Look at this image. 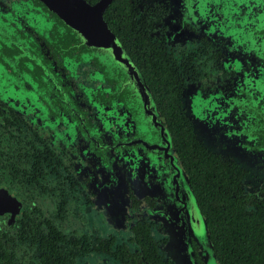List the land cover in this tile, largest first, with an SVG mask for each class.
Masks as SVG:
<instances>
[{
  "label": "flooded vegetation",
  "instance_id": "obj_1",
  "mask_svg": "<svg viewBox=\"0 0 264 264\" xmlns=\"http://www.w3.org/2000/svg\"><path fill=\"white\" fill-rule=\"evenodd\" d=\"M84 2L96 9L0 0V259L40 264L32 240L48 233L65 264L100 253L134 264L139 252L149 264L139 235L164 263L218 264L197 193L212 165L264 231V0ZM170 122L191 136L176 140ZM42 197L48 228L34 218ZM78 203L127 241L66 234L58 222Z\"/></svg>",
  "mask_w": 264,
  "mask_h": 264
},
{
  "label": "trees",
  "instance_id": "obj_2",
  "mask_svg": "<svg viewBox=\"0 0 264 264\" xmlns=\"http://www.w3.org/2000/svg\"><path fill=\"white\" fill-rule=\"evenodd\" d=\"M171 103L173 104V102ZM170 111H173V109L170 108ZM168 126L171 135L176 140H180L179 135L182 136L186 132L187 137L191 136L190 131H186V127L179 129L175 122H170ZM187 141L191 140L188 139ZM190 147L191 146H189V148L183 147L182 153H185L184 157L187 158V160L192 161L193 165L202 168L203 164H200L195 160L194 153ZM208 173L210 175L209 177L212 179L211 184L203 188L197 187V193L202 206L206 210L205 213L210 223V234L218 264H264V231L257 232L254 229L252 221L254 222L255 216H249V213L244 209L246 203L235 198V191H223V188L218 181L221 180L220 170H216L212 165L208 168ZM41 175L42 173L33 171L31 179L37 180ZM223 202H226V207L224 209L220 207ZM209 204H211V210H208ZM37 208V212L42 213L43 210L39 205H37ZM45 222H47L46 226L48 228V219H45L44 223ZM33 223L36 224V220ZM35 224H32L31 226H35ZM62 235V233H57L56 238H62ZM84 239H86V237H84ZM137 239L149 264H167L158 259H154L152 255L147 256V253L150 251V244L147 243L143 237L141 240V236L139 235L137 236ZM32 241V244H35L34 242L37 243V256L40 264H50V259L54 260L53 264L66 263V258L60 251L61 248H58L55 245L52 249L49 248L48 233L47 235L39 234L37 240ZM71 241L74 243L75 252L78 253L81 251V253H87L86 250L88 249V245H86L85 242L81 244V240H77L78 242ZM67 242L72 243L70 240ZM79 246L84 249H81ZM102 251H105L104 243L99 249V252ZM141 255V252L133 255L134 264H146L141 259ZM10 263V260L3 261L0 259V264ZM126 264H129V262Z\"/></svg>",
  "mask_w": 264,
  "mask_h": 264
},
{
  "label": "rangeland",
  "instance_id": "obj_3",
  "mask_svg": "<svg viewBox=\"0 0 264 264\" xmlns=\"http://www.w3.org/2000/svg\"><path fill=\"white\" fill-rule=\"evenodd\" d=\"M45 200H46V197H42V203L37 204L43 210L42 214L41 213H37L38 215L34 214V217L37 218L36 216H39L38 219L40 220V222H42L43 218L44 220L48 218L57 220L55 219V217L52 216V214H48V203H46ZM27 206L29 207V209L31 208L30 204H27ZM85 206H87V204H83V203H78L75 205L68 204L66 206V209L64 210L65 212L63 213V216H66V217H64L61 223L57 221L59 224V227L63 228L66 234L69 235V233L71 232V229H77L79 232H82L92 237L98 238L101 241L108 239L109 235H114L117 238L118 243L127 241L129 234L126 231H123L121 233L116 232L111 227H109V225H107L105 221L103 220L99 221L100 226H98L96 224V221L99 219H96L95 221H92V222H88L87 218L89 217L92 218L93 216H90L91 214L86 212ZM71 213L76 215L77 218L79 219L77 224L67 219V216H70ZM80 219H82V221ZM130 248H132L133 250L134 245H130ZM169 252L171 253V250ZM85 262H87L88 264H118L111 257L103 255L102 253L98 255L88 256L84 258L83 260H81L79 263L84 264ZM35 263L38 264V261L36 260ZM180 264H186V261Z\"/></svg>",
  "mask_w": 264,
  "mask_h": 264
},
{
  "label": "water",
  "instance_id": "obj_4",
  "mask_svg": "<svg viewBox=\"0 0 264 264\" xmlns=\"http://www.w3.org/2000/svg\"><path fill=\"white\" fill-rule=\"evenodd\" d=\"M48 3L51 4L54 8V10L59 14V15H66L68 13H71L73 11H78V12H82L84 11L85 13L88 12H93L95 9L89 7L88 5H86V3L84 2V0H48ZM100 26L103 29V33H105V31H107V27L106 24L103 20L102 17H100ZM106 27V29H105ZM104 42V41H102ZM118 45V49L119 51L121 50L119 44ZM21 208V205L18 203L17 207L15 208L14 212L12 209H10L9 211L12 212L13 216L11 218V221H16L19 218V210Z\"/></svg>",
  "mask_w": 264,
  "mask_h": 264
},
{
  "label": "snow or ice",
  "instance_id": "obj_5",
  "mask_svg": "<svg viewBox=\"0 0 264 264\" xmlns=\"http://www.w3.org/2000/svg\"><path fill=\"white\" fill-rule=\"evenodd\" d=\"M9 203L10 202L6 200L5 196L3 194H0V210H3L5 208V205Z\"/></svg>",
  "mask_w": 264,
  "mask_h": 264
}]
</instances>
